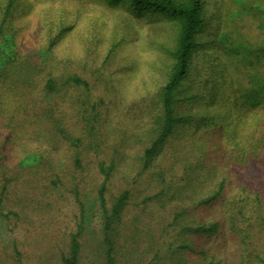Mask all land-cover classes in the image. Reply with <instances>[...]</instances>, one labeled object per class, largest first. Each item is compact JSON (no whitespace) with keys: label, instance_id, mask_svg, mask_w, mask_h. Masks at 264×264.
Here are the masks:
<instances>
[{"label":"rangeland","instance_id":"obj_1","mask_svg":"<svg viewBox=\"0 0 264 264\" xmlns=\"http://www.w3.org/2000/svg\"><path fill=\"white\" fill-rule=\"evenodd\" d=\"M12 11L10 43L31 71L0 73V264H62L80 228L79 264H104L101 163L113 166L110 207L130 191L117 264H264V153L244 164L236 145H258L264 107H238L234 80L247 81L251 65L228 55L240 42L252 46L250 59L264 72V0L204 1L202 45L186 84L204 75L205 90L221 98L210 108L229 130L186 123L147 170L177 22L102 0H17ZM74 75L89 86L70 82ZM52 76L56 90L47 85ZM183 105L184 113L204 111L201 102Z\"/></svg>","mask_w":264,"mask_h":264},{"label":"trees","instance_id":"obj_2","mask_svg":"<svg viewBox=\"0 0 264 264\" xmlns=\"http://www.w3.org/2000/svg\"><path fill=\"white\" fill-rule=\"evenodd\" d=\"M107 7L129 8L134 15H152L168 18L169 20H175L178 25V37L177 44L173 49H168L167 52L171 57V69L166 83L160 88L157 93L159 109L157 110V120L155 132L156 136L152 143L146 147L143 156V169L147 170L152 165L153 161L160 151L163 150L168 138L175 134L183 125L189 122L199 121L204 123L210 130L216 131L220 128L221 134H226L229 130V123L227 117L222 115V111L214 112L210 108L211 105L218 106L221 99L213 92L214 87H210L208 91L205 90L204 81L201 77L203 74H198L200 77L197 80H193V85L186 84L192 78V63L194 54L200 49L202 43L198 40V34L201 32L204 24V1L205 0H102ZM17 3V0H7V4L3 8V17L0 21V73L2 71H11L22 74L31 71V64L25 60V62H17L18 51L13 49L10 39H14L9 35L11 28L9 27V21L11 18V12L13 6ZM10 36V38L8 37ZM230 38L221 40L223 47H226ZM241 50H240V49ZM239 48L234 46L229 49V57H236L242 62L245 67L251 65L247 81L244 78L237 76L234 80V86L236 90V98L238 107L245 111H252L255 108L264 107V72L260 71L256 60L250 59L252 56V46L240 42ZM245 52H241L244 51ZM264 51V47L261 49ZM240 56V57H239ZM259 61L261 56H258ZM242 59V60H241ZM240 68L237 67L239 72ZM70 82L74 84L84 83L89 86L88 82L78 75L70 76ZM207 82V80H205ZM66 82V81H65ZM48 88L51 90L57 89L56 77H50L47 81ZM1 94V90H0ZM224 97H228L225 94ZM229 99H231L229 97ZM229 101V100H228ZM231 101V100H230ZM201 102L203 112H187L182 111L183 103H188L190 106L193 103ZM217 102V103H216ZM58 130L63 132L66 138H71V134H67L64 125L58 124ZM262 133L257 139L258 145L252 147L251 150L247 149L245 142H237L238 147L237 157L240 156L241 161L249 163L250 160L260 153H264V122L261 124ZM208 129V130H209ZM223 129V130H222ZM209 130V131H210ZM208 131V132H209ZM256 133V132H255ZM77 139L74 136V141ZM252 145L256 140H252ZM199 147V144H198ZM35 155V154H33ZM233 157V156H232ZM234 158V157H233ZM76 160L79 161L80 157L76 156ZM251 163V162H250ZM101 170L105 174V180L99 188V199L103 208L104 214V229L103 240L106 245L105 262L104 264H117V240L116 235L119 231V226L123 222V213L130 199V191L125 190L121 192L112 203L110 207L107 202V184L113 174V166L105 165L101 163ZM223 185L208 202L217 198L222 193ZM1 194L5 196L7 192V181L3 182L1 186ZM82 229L77 230L71 234V239L68 244V250L62 254V264H79L82 258L81 241Z\"/></svg>","mask_w":264,"mask_h":264}]
</instances>
